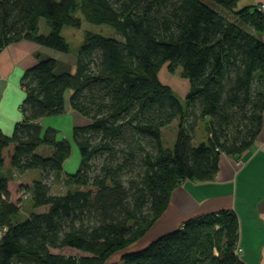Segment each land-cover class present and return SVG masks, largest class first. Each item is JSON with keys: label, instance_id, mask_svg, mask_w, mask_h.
Returning <instances> with one entry per match:
<instances>
[{"label": "trees", "instance_id": "1", "mask_svg": "<svg viewBox=\"0 0 264 264\" xmlns=\"http://www.w3.org/2000/svg\"><path fill=\"white\" fill-rule=\"evenodd\" d=\"M238 1L0 0V52L27 40L68 54L61 32L81 27L78 11L121 35L86 32L73 73L60 72L51 57L23 73L22 120L10 137L0 131V264H245L235 254L239 224L231 210L188 220L108 262L147 234L182 181L213 180L222 154L239 156L257 139L264 13L238 9ZM165 64L188 81L184 102L159 78ZM67 104L89 121L72 129V142L40 124ZM175 121L173 145L166 146L162 131ZM199 124L205 138L195 142ZM72 144L80 162L63 174ZM41 146L50 155H39ZM5 169L40 172L22 219ZM53 176L69 186L65 193H51Z\"/></svg>", "mask_w": 264, "mask_h": 264}, {"label": "crops", "instance_id": "2", "mask_svg": "<svg viewBox=\"0 0 264 264\" xmlns=\"http://www.w3.org/2000/svg\"><path fill=\"white\" fill-rule=\"evenodd\" d=\"M260 5H264V0H239L237 8ZM262 38L264 41V35ZM63 56L62 53L27 40L10 44L0 52V131L3 135L10 137L15 124L22 120L20 108L25 91L21 88L20 81L23 73L47 57L57 60L60 72H69L66 64L70 62ZM71 60L74 61L71 64L75 65L76 58ZM88 123L85 117L71 110L68 104L62 115L40 120L43 128L49 127L56 131L57 139H67L70 142L72 129ZM73 147L74 144L72 150ZM43 150L47 156L50 155V148L45 147ZM75 153V167H78L80 156L77 149ZM67 162L68 160L63 165V174L68 173L65 169ZM6 171L10 192L11 183L25 185L40 175L39 171L34 170L22 174L15 170ZM222 210H231L237 215L241 260L245 264H264V112L261 129L253 146L239 156L222 154L217 173L211 181H182L171 192L169 204L152 226L151 232L163 235L181 228L188 220ZM154 235L156 234L151 237L154 238ZM150 242H145L142 248Z\"/></svg>", "mask_w": 264, "mask_h": 264}, {"label": "rangeland", "instance_id": "3", "mask_svg": "<svg viewBox=\"0 0 264 264\" xmlns=\"http://www.w3.org/2000/svg\"><path fill=\"white\" fill-rule=\"evenodd\" d=\"M74 16L81 18L82 19V25L80 28H73V27H64L62 30V36L66 39V41L69 44L70 47V51L68 54H64L63 57L67 58V60L70 62V64H66L67 66V71L69 72H74L75 71V65H72L71 63H74L73 60L76 58L77 52L80 48V46L82 45L83 41H84V37L86 32H94V33H99L105 36H114L117 38H121V35L119 33H117L113 28H111L108 25H96L93 23H89L85 20H83V16L80 14V12H75L73 14ZM39 26H40V34L46 35L49 32V27L46 24L45 19H41L39 22ZM59 70V69H58ZM159 78L161 79L162 83L169 85L172 90L175 92V94L182 100L184 98V95L187 92V89L189 88V83L186 79H183L180 76V69H176L174 72H170L168 69V65L165 64L159 73ZM184 102V99L182 100ZM55 117V116H52ZM177 132V122H173V124L165 127L162 131V138H163V142L166 146H172L174 139H175V135ZM205 138V131L202 128V125L199 124L196 127L195 130V142H199L201 139ZM76 147V146H75ZM75 147H73V150L71 151V155L68 159L67 165L65 167L66 171H68V173H75L76 168L75 164L76 162H74V158H77V153H75L76 149ZM43 148H45L44 146H41L37 149V153L39 155L42 156H47L46 155V151L43 150ZM78 152V149H77ZM74 162V163H73ZM6 170H3V174L6 175ZM28 182V181H27ZM47 182L50 185L51 188V193L53 194H63L65 193L68 189L69 186L65 184V182H63V179L59 178H51L49 177V179L47 180ZM32 182H28V184L26 183L25 185L23 184H17V183H11L10 184V200L13 203H16L18 206H20L21 210L19 212L18 215V219H22L26 216L29 215L31 208H30V195H29V186ZM46 207H40L37 208L36 211H44L46 210ZM153 228V227H152ZM152 228L150 229V231L147 232V234L145 236H143L141 239H139L138 241H136L135 243H133L131 246H129L126 250L124 251H120L116 254H114L110 260L108 261L109 263H117L120 259V256L126 252H133V251H138L139 249H141L145 242L148 243L149 241H153L155 239H157L158 237H160L162 234L155 232L154 231L151 232ZM154 235L152 238L151 235ZM1 235V233H0ZM150 235V237H149ZM238 248H240L238 246ZM65 253L69 254V253H75L74 251H69V250H65ZM241 253H242V249H241ZM28 264V263H26Z\"/></svg>", "mask_w": 264, "mask_h": 264}, {"label": "built area", "instance_id": "4", "mask_svg": "<svg viewBox=\"0 0 264 264\" xmlns=\"http://www.w3.org/2000/svg\"><path fill=\"white\" fill-rule=\"evenodd\" d=\"M258 7V10L259 11H264V5H260V6H257ZM235 254H237V255H241V248H236V250H235Z\"/></svg>", "mask_w": 264, "mask_h": 264}]
</instances>
